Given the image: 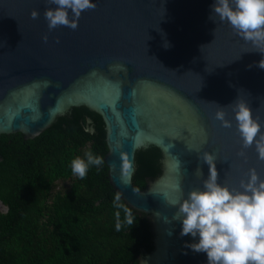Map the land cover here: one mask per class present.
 <instances>
[{
	"label": "water",
	"instance_id": "95a60500",
	"mask_svg": "<svg viewBox=\"0 0 264 264\" xmlns=\"http://www.w3.org/2000/svg\"><path fill=\"white\" fill-rule=\"evenodd\" d=\"M95 2L75 29L49 31L47 0H0V135L33 139L73 107L97 112L110 183L153 225L155 249L139 264H206L205 253L185 247L194 238L179 235L169 201L202 185L204 152L215 154L217 179L232 188L252 168L264 178V160L254 146L242 147L230 104L246 100L264 132V53L226 21L209 19L212 0ZM221 105L231 128L213 118ZM150 145L161 149L162 173L138 189L135 155Z\"/></svg>",
	"mask_w": 264,
	"mask_h": 264
},
{
	"label": "trees",
	"instance_id": "16d2710c",
	"mask_svg": "<svg viewBox=\"0 0 264 264\" xmlns=\"http://www.w3.org/2000/svg\"><path fill=\"white\" fill-rule=\"evenodd\" d=\"M94 129L92 134L84 127ZM92 151L103 157L85 178L71 173L70 161ZM105 122L87 106L73 107L33 139L0 135V264H139L155 249L148 215L125 203L131 226L115 229L113 194L105 162ZM155 145L135 155L133 183L146 189L162 173Z\"/></svg>",
	"mask_w": 264,
	"mask_h": 264
},
{
	"label": "clouds",
	"instance_id": "9594fccd",
	"mask_svg": "<svg viewBox=\"0 0 264 264\" xmlns=\"http://www.w3.org/2000/svg\"><path fill=\"white\" fill-rule=\"evenodd\" d=\"M47 3L50 6L43 15L49 31L58 26L75 29L82 11L96 7L95 0H47ZM39 14V10L33 9L30 17L35 19ZM217 18L220 22L226 21L236 35L264 53V0H212L209 19L216 22ZM42 39L47 41V33ZM259 67L264 68V57ZM230 104L242 147L254 146L257 158L264 160V132L260 131V121L253 116L250 104L238 96ZM213 118L223 128L232 127L223 105L216 109ZM83 130L89 134L94 132L88 126ZM121 159L122 169L127 173L129 158L122 153ZM202 161L208 165V175L202 185L189 190L186 196L169 201L176 208L172 219L180 223L179 235L194 238L186 241L185 247L205 253L206 264H264V178L252 168L239 188H232L218 181L214 153L204 152ZM103 163L102 156L87 151L83 158L77 156L70 161V170L83 179L90 168L99 170ZM173 187L180 190L178 184ZM112 206L119 210L115 213L117 231L122 226L121 211L123 224H133L128 207L121 203L119 191L113 194Z\"/></svg>",
	"mask_w": 264,
	"mask_h": 264
},
{
	"label": "rangeland",
	"instance_id": "374dc122",
	"mask_svg": "<svg viewBox=\"0 0 264 264\" xmlns=\"http://www.w3.org/2000/svg\"><path fill=\"white\" fill-rule=\"evenodd\" d=\"M5 207L3 206V204L0 202V210H4Z\"/></svg>",
	"mask_w": 264,
	"mask_h": 264
}]
</instances>
